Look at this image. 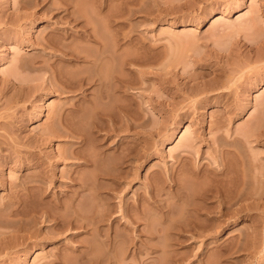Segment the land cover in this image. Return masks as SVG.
I'll list each match as a JSON object with an SVG mask.
<instances>
[{
	"label": "rangeland",
	"instance_id": "1",
	"mask_svg": "<svg viewBox=\"0 0 264 264\" xmlns=\"http://www.w3.org/2000/svg\"><path fill=\"white\" fill-rule=\"evenodd\" d=\"M55 1L57 7L60 1ZM70 1L74 5L79 2L80 7L78 9V5L75 6V11L85 17L81 15L82 19L76 25L70 22L71 25L67 26L65 23L68 22H62L60 26L56 18L39 10L40 6H35L34 1L0 0V244L6 243L11 234L21 229L19 224L14 226L12 222L22 216L10 214L16 207L21 208L16 203V196L23 195L20 185L25 181L28 186L35 187V193L38 188L32 176L36 179L42 175V187L46 190L43 197L31 200L38 209L36 206L32 208L31 201V205L27 201L25 207L28 204V208L23 209L24 216L28 213L36 217L29 229L38 230L40 240L29 243L27 247L16 245L9 250L8 255H0V264H50L52 259L53 264L57 261V264H63L65 258L64 264H102L105 259L101 258L107 256L111 258L103 264H157L158 261L159 264H264V0H133L132 3L131 0H120L122 3L117 0H98L99 4L96 0ZM122 4L126 7H122ZM60 10L58 15H63L64 12ZM109 10L115 12L113 17ZM129 11H132L131 15ZM33 13L35 16H30ZM107 13L112 18L110 21L113 22H109L111 25L105 18ZM81 21L85 24L84 28L96 36L92 42L86 43L77 38L83 27ZM107 25L113 26V29ZM57 26L65 29V32L70 31L69 34L60 35ZM117 26L122 30L114 29ZM54 31L57 36L53 34ZM111 32L118 34L115 36L117 38L126 36V39H132V45L114 51L117 38ZM53 35L55 40L58 38L60 41H55ZM45 37L46 44H43ZM109 37H114V42ZM75 42L81 43L77 45ZM48 44L50 47L54 44L55 48H59L60 44L63 46L55 49ZM65 45L68 50H72L68 51ZM91 46L93 49H90ZM63 47H66L67 52ZM100 49L105 53L111 49V54L114 51L116 60L126 53L132 64L125 68L130 70L120 67L117 64L119 60L116 62L113 58L110 60L112 63L106 60L107 54H103V60L97 59ZM75 52L79 54L78 57L74 55ZM88 55H92L91 59H87ZM57 64L60 66L57 67ZM92 67L96 68L93 70ZM89 72H93L92 75L98 72L96 76L102 74L106 81L111 80L108 74L116 75L117 72L126 81L125 91L110 94L113 96L112 101L109 96L107 98L110 100L106 102V98L101 99L99 95L104 87L100 88V81L83 86L80 92L70 88V83L90 76ZM63 76L69 79L65 81ZM107 83L104 91L108 90ZM217 92H226L227 95L213 103L209 96ZM84 96L85 103L80 106L82 110L73 108L72 103L75 104ZM114 98L120 103L114 102ZM121 101L124 105L128 104L125 114L127 117L129 115V119L126 117V121H123L125 117H120V110L117 111L120 104L124 106ZM71 109H76V114ZM107 110L110 115H107ZM70 111L74 116L70 115ZM94 121L101 128L104 125L103 128L99 127V131L90 128L92 132L87 129L88 124H96ZM78 136L81 138L78 139ZM218 136L228 142L234 138L242 140L235 145H226L222 141L219 143L222 149L234 151L241 160L239 162L235 155L229 154L226 162L240 176L239 190L243 198L237 203L243 209L234 221L224 222L226 218H222L218 222L221 225L218 230L214 225L217 221L214 223L212 220L211 226L208 222L204 223L210 230H193L192 235H189L188 232L192 230L187 228V223L188 219H192L188 217L193 211L192 204H196L195 209L199 210L198 206L203 203L198 194L201 192L199 188L202 190V186L206 188L211 185L209 177L212 178V172L208 171L220 169L215 143ZM94 146L97 150L102 147L101 153ZM123 146L128 148L124 147L126 152L130 151L129 155L125 156V150L120 151ZM91 151L100 154L99 157L102 155L101 159L94 160L95 157H92L95 161V166L91 165L93 169L91 163L86 165L83 161L89 158V152L92 155ZM29 152L33 155L28 157L26 163H35L31 168L25 166V162L23 165L20 163ZM118 157L120 160H116ZM96 161L99 168H96ZM122 162L124 165L120 164ZM80 163L85 165L80 166ZM196 168L206 169L205 179L193 177L192 171ZM118 171H121L120 174ZM80 178L84 186H81ZM86 182L87 186L91 184L93 187L94 184L96 190H89ZM192 192L197 194L193 195ZM232 192L229 190L227 194L232 195ZM217 198V195L208 196L206 202L209 203L205 207L209 206L210 211H215ZM232 200H229V196L226 200L227 204L230 202L229 206L233 203L229 207L230 214L238 208L235 199ZM44 204L46 208L41 206ZM227 204L224 206L228 207ZM210 205L216 208L212 210ZM48 208L49 211L46 210ZM72 210L80 219L74 216ZM200 210L195 215L197 221L203 224L201 222H206L207 213ZM41 211L48 215L52 212L50 214L55 217L65 213L64 220L73 214L68 222L74 223L75 218L80 222L82 220V227L69 226L56 233L54 226H51L54 223L52 219L49 223L41 220ZM37 217L39 222L36 221ZM2 219L9 220L3 223ZM183 219L186 231L183 229ZM9 221L12 224H8ZM83 224H86L84 229ZM48 228L55 231L52 233ZM93 230L95 234L91 236ZM100 231H108L112 238L115 236L109 246L102 243ZM96 236L102 238L97 237L101 241L94 239ZM71 247H77L80 253L84 251L81 254L83 259ZM87 254L96 257L93 263ZM85 255L89 262L83 261L86 260ZM99 257L102 260L100 262Z\"/></svg>",
	"mask_w": 264,
	"mask_h": 264
},
{
	"label": "bare ground",
	"instance_id": "2",
	"mask_svg": "<svg viewBox=\"0 0 264 264\" xmlns=\"http://www.w3.org/2000/svg\"><path fill=\"white\" fill-rule=\"evenodd\" d=\"M26 1V3L29 1V0H24V2ZM33 3H34V5L35 6H40V9L39 10H42V12H44V14H49V16L50 15H52V17H54V18H56V20H57V23H59L58 25H60V23H62V22H68V23H65L67 26H68V24H70V22H72V24L74 23V25H76L75 23L77 22V21H79L80 19H82V18H80V16L82 15L81 13H79L80 15H78V12L77 11H75L76 9H75V6H77L78 7V9H79V7H80V4H78L77 2H75V3H77L76 5H74V2L72 3L70 0V2L69 1H66V0H57V1H60V2H58L59 3V5L58 6H61V7H56L55 5H57V2L55 1V2H53L54 0H52V2L49 0H31ZM72 1H75V0H72ZM79 1V0H78ZM93 1V0H92ZM97 2H98V0H96ZM117 1H119V3L121 2V1H124V2H129V0H117ZM132 1L133 0H131L130 2L132 3ZM134 1H136V0H134ZM95 2V1H94ZM99 2H100V0H99ZM99 2H98V4H99ZM123 2V3H124ZM29 3V2H28ZM101 3H102V1H101ZM100 3V5H102ZM122 3V2H121ZM131 3H129L130 5H133V4H131ZM135 3V2H134ZM92 4H94V6L96 7V4L95 3H93L92 2ZM99 6V5H98ZM123 6H125L124 4H122V7ZM127 6H128V3H127ZM76 7V8H77ZM95 7L93 8V9H95ZM100 7V6H99ZM126 7V6H125ZM59 8H61V10L64 12V14L63 15H58V10H60ZM96 8H98V7H96ZM127 8H129V7H127ZM77 9V10H78ZM81 9V8H80ZM101 9V8H100ZM100 9H98V11L100 12ZM107 9H111V8H107ZM56 10H57V12H56ZM60 10V11H61ZM71 10V11H70ZM56 12V13H53V12ZM79 12H80V10H78ZM81 11H82V9H81ZM98 11L96 10L95 12L96 13H98ZM108 11V10H107ZM110 11V13H111V11L112 10H109ZM127 11V9H125V11L123 12V14L125 15L126 12ZM83 12V11H82ZM94 12V11H93ZM94 12V13H95ZM103 12V11H102ZM130 12H132V11H129V13L128 14H130ZM93 13V15L95 16L96 14H94ZM104 13H106L105 11H104ZM103 13V14H104ZM109 13V12H108ZM108 13L107 14H105L106 16H105V18L106 19H108L107 21H108V23L109 22H113V21H110V20H112V18L110 17V16H112L113 17V15H115V12H113V13H111V15L109 16L108 15ZM109 13V14H110ZM117 13V12H116ZM120 13V12H119ZM85 14V13H84ZM102 14V16H104ZM113 14V15H112ZM127 14V15H128ZM34 15V13L33 14H31L30 16H33ZM92 15V16H93ZM97 15H99V14H97ZM101 15V14H100ZM131 15V14H130ZM35 16V15H34ZM83 17H85L84 15H82ZM92 16H90V18L92 19ZM117 16V15H116ZM119 16H120V14H119ZM121 17V16H120ZM120 17H117V18H120ZM123 17V16H122ZM127 18L129 17V16H126ZM86 18H87V16H86ZM86 18H83L84 20L86 19ZM103 18V17H102ZM105 18H103L104 19V21H105ZM88 19H89V17H88ZM114 19V18H113ZM122 19V18H121ZM55 20V19H54ZM93 20V19H92ZM92 20H88L90 23H91V21ZM125 20V19H124ZM87 21V20H86ZM86 21H85V23H86ZM116 21V20H115ZM56 22V21H55ZM83 21H81L80 23L81 24H83L82 23ZM106 22V21H105ZM63 23V24H64ZM78 23V22H77ZM89 23V24H90ZM107 22H106V24H108ZM64 24V25H65ZM88 24V23H87ZM105 24V25H106ZM110 25L112 24V23H109ZM125 24H127V23H125ZM62 25V24H61ZM60 25V26H61ZM63 25V26H64ZM71 25V24H70ZM109 25V26H110ZM114 25V24H113ZM84 26H85V24H83V27H81V32H79L80 33V35L78 34V33H76V34H78L79 35V37H77V38H79L80 40H83V41H93V39L95 40V37L96 36H93V35H91V33L90 32H88L85 28H84ZM91 26V28H92V25H90ZM108 26V25H107ZM107 26H105V27H107ZM109 26H108V28H109ZM115 27H116V25H114ZM118 26H119V24H118ZM117 26V27H118ZM124 26V25H123ZM123 26H121L122 28H123ZM130 25H128V27H129ZM56 27V26H55ZM94 27V26H93ZM113 27V26H112ZM111 26H110V28L109 29H113ZM114 27V29H121V28H115ZM54 28V27H53ZM74 28H75V26H74ZM73 28V29H74ZM78 28V27H77ZM125 28V27H124ZM127 28V27H126ZM130 28V27H129ZM129 28H127V29H129ZM56 29H60L58 26H57V28ZM70 29V28H69ZM72 29V30H73ZM79 29V28H78ZM51 30H53V29H51ZM58 30H56L58 33H59V31H60V35H62V36H65V35H67V34H69V32H65L64 30L65 29H60L59 31ZM66 30H68V29H66ZM77 30V29H76ZM92 30V29H91ZM122 30V29H121ZM120 30V31H121ZM79 31V30H78ZM96 31V30H95ZM110 31H113V30H110ZM116 31V30H115ZM56 32V33H57ZM72 32V31H71ZM76 32V31H75ZM107 32L108 33H110L108 30H107ZM126 32H128V30L126 31ZM126 32H124L125 34H126ZM94 33H96V32H94ZM98 33V32H97ZM96 33V34H97ZM111 33H113V32H111ZM116 33H118V31H116ZM123 33V32H122ZM123 33V34H124ZM52 34V33H51ZM53 34H55V31H54V33ZM72 34H74V33H72ZM76 34H74V35H76ZM96 34H94V35H96ZM113 34H115V33H113ZM119 34H120V32H119ZM130 34V33H129ZM50 35V34H49ZM56 35V34H55ZM99 35V34H98ZM118 35V34H117ZM116 34L114 35V37L115 36H117ZM57 36V35H56ZM109 36H112V34H110ZM119 36V35H118ZM128 36V35H127ZM48 37V36H47ZM47 37H45L44 38V40H43V38H42V40H43V42H45L46 40V38ZM50 37H51V35H50ZM50 37H49V39H50ZM59 38L61 37V36H58ZM72 37H73V35H72ZM100 37V36H99ZM114 37H113V39H111L110 37V39L111 40H113V42H114ZM126 36H122L121 38H117V37H115V38H117V39H115V48L113 49L114 51H115V49H117V48H121V47H127V46H130V45H132L131 43H132V39H126L125 38ZM53 38H54V35H53ZM56 38V37H55ZM55 38H54V40H55ZM67 38H69V37H67ZM52 39V38H51ZM75 39V38H74ZM78 39V40H79ZM92 39V40H91ZM48 40V39H47ZM57 41H60V40H58V38L56 39ZM55 40V41H56ZM61 40H62V37H61ZM75 40H77V39H75ZM98 40H99V38H98ZM51 41V40H50ZM50 41H49V43H50ZM63 41V40H62ZM41 42V41H40ZM43 42H41V43H43ZM53 42V41H52ZM95 42V41H94ZM47 43H48V41H47ZM54 43V42H53ZM75 43H77V45L78 44H80L81 42H75ZM83 43V42H82ZM87 43V42H86ZM97 43V42H96ZM114 43H112L113 45H114ZM43 44H46V42L45 43H43ZM42 44V46H43V48H44V45ZM56 44H58L57 42H56ZM55 44V45H56ZM62 44H63V42H62ZM62 44H60L58 47L60 48V46L62 45ZM84 44V43H83ZM94 44V43H93ZM99 44V43H98ZM102 44V43H101ZM101 44L99 45V46H101ZM50 44H48V46H49ZM54 45V44H53ZM51 46V47H54V46ZM105 44H103V46H104ZM112 45V46H113ZM41 46V45H40ZM47 46V47H48ZM63 46V45H62ZM66 47H67V50H68V46L67 45H65ZM95 46V45H94ZM93 46V47H94ZM102 46V47H103ZM50 47V46H49ZM48 47V48H49ZM50 47V48H51ZM66 47H63L64 48V50H65V48ZM105 47H106V45H105ZM45 48H46V46H45ZM49 48V49H50ZM55 48V47H54ZM57 48V47H56ZM55 48V49H56ZM59 48H57V49H59ZM62 48V47H61ZM60 48V49H61ZM104 48V47H103ZM111 48H113V47H111ZM47 49V48H46ZM90 49H93L92 48V46H91V48ZM123 49H128V48H123ZM54 50V49H53ZM67 50H65L66 52H67ZM70 50V49H69ZM68 50V51H69ZM72 50V49H71ZM70 50V51H71ZM95 50H98V48H96L95 47ZM125 50V51H126ZM129 50V49H128ZM56 51V50H55ZM60 51H62V50H60ZM92 51V50H91ZM108 51H110L109 53H108ZM111 49H109V50H106V53H105V51L102 49V51H101V49H100V51H99V53H98V58L97 59H102L101 57L103 56V57H105L106 56V60H108V61H110V60H112L113 58H114V61H118L119 60V63L117 62V64L121 67V66H124L123 67V69H125V70H130V69H128V67H126L125 68V66H129L130 67V64H132V60H131V58H129L130 56H128L126 53H123V54H125V55H120V58L118 59V60H116V58L114 57L115 56V54H114V56H113V52H112V54H111ZM123 51V50H122ZM62 52H64V51H62ZM61 52V53H62ZM66 52H64V53H66ZM76 52H78L77 50H76ZM76 52H75V54L74 55H76ZM94 51H92V53H93ZM56 53V52H55ZM71 53V52H70ZM69 53V54H70ZM72 53H74V51H72ZM79 53V52H78ZM77 53V55H79ZM80 53H81V51H80ZM57 54H58V52H57ZM66 54H68V53H66ZM96 54V53H95ZM94 54V55H95ZM103 54H107V55H103ZM62 55V54H61ZM76 55V57H78ZM131 55V54H130ZM67 56V55H66ZM71 56L73 57V55L71 54ZM89 56V55H88ZM96 56V55H95ZM121 56H122V58H121ZM124 56V57H123ZM82 57V56H81ZM85 57V56H84ZM87 57V56H86ZM90 57V56H89ZM87 58V59H91V57H92V55H91V57L90 58ZM119 57V56H118ZM96 58V57H95ZM94 58V59H95ZM78 59V58H77ZM83 59V58H82ZM86 59V60H87ZM65 60V59H64ZM84 60V59H83ZM103 60V59H102ZM63 61V60H62ZM66 61H68V59L66 60ZM82 61V60H81ZM89 61V60H88ZM92 61V60H91ZM94 61V60H93ZM92 61V62H93ZM100 61V60H99ZM58 62H60V61H58ZM70 62V61H69ZM72 62V61H71ZM91 62V63H92ZM94 62H96V61H94ZM101 62V61H100ZM111 62V61H110ZM68 63V62H67ZM108 63V62H107ZM112 63V62H111ZM110 63V64H111ZM109 64V63H108ZM116 64V65H117ZM56 65V64H55ZM94 65H97V64H94ZM100 65V64H99ZM112 65V64H111ZM117 65V66H118ZM58 66H60V65H58L57 64V67ZM92 66V65H91ZM101 67V66H100ZM111 67V66H110ZM114 67V66H113ZM94 68H96V67H92V69L94 70ZM92 69H91V71H92ZM100 70H101V68H99ZM108 69V68H107ZM110 69H112V68H110ZM114 69H115V67H114ZM122 70V69H121ZM93 72H95V71H93ZM93 72H89L88 74H93ZM98 72H100V71H98ZM98 72L95 74V75H90V76H88V77H84L83 79L82 78H79L77 75H76V77L77 78H79V80H77V81H73V78H72V76H70L71 78H72V81H73V83H70V82H68V83H70L71 84V87L70 88H72V89H75V90H77V92L80 90H82V88H83V86H87L88 84L90 85L91 83H96L97 81H100V83L98 84L99 86H100V88L102 87V86H104V87H106L105 89H107V86H106V84H105V82H108L107 83V85L109 86L108 87V90L107 91H104L105 89H104V87H102L103 89L102 90H100L99 92H100V98L101 99H105L106 98V102H108L109 100H108V98H109V96H110V94H117V93H123V91H125L123 88H124V83L126 82V81H124V79H123V77H121V76H119V75H117V72H116V75L113 73V74H108V76L110 77V81H106L105 79H104V77H103V75L102 74H100L99 73V75L98 76H96L97 74H98ZM114 72V71H113ZM124 72H126V71H124ZM56 73V72H55ZM62 73V72H61ZM102 73V72H101ZM110 73H111V70H110ZM128 73H130V71L128 72ZM127 73V74H128ZM54 74V73H53ZM53 74H52V76H53ZM57 74H60V73H57ZM88 74H86V76L88 75ZM123 74V73H122ZM66 75V74H65ZM52 76H51V78H52ZM55 76V75H54ZM53 76V77H54ZM57 76V75H56ZM83 76V75H82ZM82 76H80V77H82ZM105 76H107V75H105ZM129 76V75H128ZM58 77V76H57ZM60 77V76H59ZM64 77L65 76H63V79H64ZM67 77H69V76H66V78ZM75 77V76H74ZM125 77V76H124ZM126 77H127V75H126ZM107 78V77H106ZM58 79V78H57ZM60 79H62L61 77H60ZM69 79V78H68ZM68 79H64L65 81H67ZM63 80V81H64ZM127 80V79H126ZM59 81V80H58ZM61 81V80H60ZM64 81V82H65ZM104 81V82H103ZM112 81V82H111ZM128 81V80H127ZM67 83V84H68ZM61 84V83H60ZM66 83H65V85H67ZM70 84H68V85H70ZM129 84V83H128ZM62 85V84H61ZM67 85V86H68ZM88 85V86H89ZM62 86H64V85H62ZM62 86H60V87H62ZM66 86V87H67ZM127 86V85H126ZM125 86V87H126ZM59 87V88H60ZM95 87H97V86H95ZM69 88V89H70ZM99 88V87H98ZM63 89V88H62ZM123 89V90H122ZM127 90H128V88H126ZM59 90V89H58ZM60 90H61V88H60ZM59 90V91H60ZM64 90V89H63ZM67 90H68V88H67ZM122 90V91H121ZM79 91V92H80ZM70 92V91H69ZM82 92H84V89H83V91ZM87 92V91H86ZM98 92V91H97ZM129 92V91H128ZM63 93V92H62ZM125 93V92H124ZM86 94V93H85ZM98 94V93H97ZM129 94V93H128ZM83 95V94H82ZM98 95V96H99ZM119 95V94H118ZM121 95H123V94H121ZM225 95H227V93L226 92H217V93H215V94H212L211 96H209V100L210 101H212L213 103H216L219 99H221L222 97H224ZM88 96V95H87ZM115 96V95H114ZM117 96V95H116ZM124 96V95H123ZM129 96V95H128ZM97 97V96H96ZM108 97V98H107ZM111 97V96H110ZM113 97V96H112ZM112 97H111V101H112ZM126 97V96H125ZM116 98V97H115ZM115 98H114V100H115ZM120 98H122L121 96H120ZM127 98V97H126ZM96 99V98H95ZM97 99H98V97H97ZM75 100H77V98L75 99ZM92 100V99H91ZM90 100V101H91ZM124 100V99H123ZM89 101V102H90ZM110 101V102H111ZM118 101V100H117ZM128 100L126 99V102H127ZM83 102L85 103V96L84 97H81V98H79L77 101H76V103L75 104H73L72 103V105H73V108L75 107L76 109H81L82 110V108H80V106H81V104H83ZM92 102H94V101H92ZM96 102H97V100H96ZM99 102V101H98ZM114 102H116V100L114 101ZM101 103V102H100ZM102 103H105V102H102ZM117 103V102H116ZM118 103H120V102H118ZM117 103V104H118ZM121 103H123V105H124V102H122L121 101ZM129 103V102H128ZM88 104V103H87ZM90 104V103H89ZM95 104V103H94ZM109 104H111V103H109ZM108 104V105H109ZM116 104V105H117ZM71 105V104H70ZM71 105V106H72ZM84 105V104H83ZM82 105V106H83ZM93 105V104H92ZM97 105V103L95 104V106ZM112 105V104H111ZM121 105V104H120ZM119 105V109L117 110V111H119L120 110V113H121V115L119 114V113H116V114H119L120 115V117H125L124 118V120H123V118H120L121 120H123V121H126V117H127V115L125 114V113H127L128 112V110L126 109L125 110V108H127V106L126 105H128V104H126V105H124V106H120ZM94 106V108H96ZM114 106V105H113ZM112 106V107H113ZM116 107V106H115ZM93 107H91V109H92ZM99 108V107H98ZM128 108H129V106H128ZM75 109V110H76ZM83 109H84V107H83ZM97 109V108H96ZM112 109V108H111ZM114 109V108H113ZM69 110H70V108H69ZM71 110H73V109H71ZM75 110H73V113H75L76 114V112H74ZM93 110V109H92ZM91 110V113L93 112ZM99 110V109H98ZM104 110V109H103ZM102 109H101V111H103ZM78 111L79 110H77V113H78ZM94 111H95V109H94ZM114 111V110H113ZM113 111H111V115L113 114L112 112ZM126 111V112H125ZM68 112V111H67ZM82 112V111H81ZM98 112V111H97ZM100 112V111H99ZM106 112H108V114L107 115H110L109 114V111L107 110ZM70 113V115L72 114L73 115V113H72V111H70L69 112ZM95 114H97V113H95ZM99 114V113H98ZM129 114V113H128ZM69 115V116H70ZM99 115H104V114H99ZM106 115V114H105ZM115 114H113V116H114ZM68 116V115H67ZM74 116V115H73ZM117 116V115H116ZM70 117H72V116H70ZM103 118H101L102 120H104L105 118H104V116H102ZM106 117V116H105ZM73 118V117H72ZM114 118V117H113ZM113 118H110V120L112 119L113 120ZM116 118V117H115ZM92 119V118H91ZM96 120H97V118H95ZM94 119V120H95ZM99 119V118H98ZM119 119V118H118ZM127 119H129V115H128V117H127ZM98 121V120H97ZM97 121H94V122H96V124H94V125H92L91 126V124H88V126L87 127H89V128H87V129H89L90 131H91V129L90 128H94V129H96V131H99L100 129H99V127L100 126H98V122ZM109 121V120H108ZM94 122H92V123H94ZM100 122V121H99ZM104 122H106V121H104ZM112 122H114V120L112 121ZM90 123V122H89ZM109 123V122H108ZM142 123V122H141ZM141 123H139V124H141ZM102 124V123H101ZM138 124V125H139ZM91 127H90V126ZM100 125V124H99ZM106 125V124H105ZM104 126V125H103ZM103 126H102V128H103ZM107 126H109V125H107ZM110 126H112V125H110ZM113 126H114V123H113ZM115 127V126H114ZM101 128V127H100ZM101 128V129H102ZM111 128V127H110ZM110 128H108V129H110ZM106 129V128H105ZM112 129V128H111ZM102 131V130H101ZM104 131V130H103ZM106 131V130H105ZM78 132H80V130H78ZM92 132V131H91ZM109 132V131H108ZM81 133L83 134L84 132H82V130H81ZM78 134H80V133H78ZM90 134V133H89ZM92 134V133H91ZM94 134V133H93ZM81 135V134H80ZM95 136H96V134H95ZM94 136V137H95ZM106 136V135H105ZM110 136V135H109ZM85 137V139H86V135L84 136ZM83 137V138H84ZM88 137V136H87ZM81 138V137H80ZM79 138V136H78V139H80ZM89 138V137H88ZM87 138V139H88ZM107 138V137H106ZM104 139V138H103ZM108 139V138H107ZM89 140V139H88ZM93 140H94V138H93ZM97 140V139H96ZM82 141V140H81ZM95 141V140H94ZM98 141H99V139H98ZM219 141H222V142H224L226 145H235L236 143H239V142H242V140H239V139H237V138H234L231 142H228L227 140H225V138H223L222 136H218L217 138H216V140H215V143H216V145H217V149H218V153H219V166H220V169H212V171H208V172H212V178L211 177H209L210 178V181H211V185L209 184V186H206V188L204 187V186H202L203 188H202V190H200L201 188H199V191H201L200 193H198L201 197V201L203 202V203H201L202 204V206H204L205 207V204L207 205L209 202H206V200H207V197L208 196H215L216 197V195L218 196V204L216 203V205H217V209H215V208H213L212 207V205H210L211 206V208H213L212 210H214L215 209V211H213L214 212V214H213V212L212 211H210L208 208H209V206H207V207H205L204 209L205 210H202L201 208H203L201 205H199V204H197V206L198 207H200L199 208V210L202 212V211H204V212H206L207 214H206V219L207 220H209V221H207V220H205L206 222H201V220H199L201 223H203V224H200L198 221H197V219H196V215L195 214H198V212L197 211H199V210H197V209H195L196 207V204H194L195 206H193V204H192V210L193 211H190L191 213V215L190 216H188V217H190V218H192V219H188V226H187V228L189 229V230H192V232H188L189 230L187 229V232H188V234L190 235L191 233H193V230L194 231H197V230H200L201 232H203V231H205L206 232V230H210L209 229V226H205L204 225V223L205 224H207V222H208V225H210L211 226V223L212 222H210V221H212V220H214V223H215V221H217L214 225L216 226L215 228H216V230H218L217 228H219L221 225L218 223V222H220L221 221V219L222 218H226L225 220H224V222L225 221H230L231 219V221H234V220H236V219H238V217L240 216L239 214H240V212L242 211V209H243V206H241L240 205V203H239V205H238V203L237 202H240L241 201V199L243 198L242 197V193H241V190H239V187L241 186V179L239 178L240 176H239V174H238V171L237 170H235V169H232V168H230V166L228 165V162H226L227 160V156L230 154H232V155H235L236 157H237V160L239 161V162H241V160H240V158H239V156L236 154V153H234V151H230V150H225V149H222V147H221V145H220V143H219ZM85 142V141H84ZM88 142V141H87ZM97 142V141H96ZM92 143V142H91ZM97 143H99V142H97ZM103 143V142H102ZM93 144V143H92ZM96 144V143H95ZM106 144V143H105ZM124 144V143H123ZM100 145V144H99ZM119 145H120V143H119ZM91 146V145H90ZM93 146V145H92ZM97 146V145H96ZM127 146V145H126ZM95 147V146H94ZM93 147V148H94ZM98 147V146H97ZM97 147H95L96 148V151L98 152V153H101L100 152V150L102 149V147H101V149H99V150H97ZM104 147H105V145H104ZM124 147L125 146H123V148L121 149L120 148V151L121 150H125L124 149ZM118 148V147H117ZM126 149H128L127 147H125ZM107 149V148H106ZM132 149V148H131ZM93 150H95V149H93ZM105 150V149H104ZM118 150V149H117ZM129 150H130V148H129ZM77 151V150H76ZM119 151V152H120ZM94 153H92V151H91V154L92 155H90L89 153H88V157L89 158H87L86 160H84L83 159V161L85 162V164L86 163H91L90 164V166L92 165L93 167L95 166V161L94 160H96L97 158H100L98 155H100V154H98V153H96L95 151H93ZM118 152V153H119ZM124 152V151H123ZM83 153V152H82ZM102 153H104V152H102ZM120 153H122V152H120ZM86 153H84V155H85ZM94 154V155H93ZM97 154V157L95 156ZM125 156H127V155H129L130 154V151H128L127 150V152H126V150H125ZM131 154H132V152H131ZM28 156L27 157H25L26 159H23L20 163H22V165L23 164H25L26 163V161L28 160V157L29 156H32L33 154L31 153V152H29L28 154H27ZM78 155H80V153L78 154ZM90 155V156H89ZM116 155H118V154H116ZM120 155V154H119ZM121 155H123V154H121ZM120 155V156H121ZM76 156L77 155H75V158H76ZM81 156V155H80ZM86 156V155H85ZM86 156V157H87ZM124 156V155H123ZM82 158H83V156H81ZM94 158V160H93V158ZM122 157V156H121ZM81 158V159H82ZM101 159V158H100ZM99 160V159H98ZM116 160H120V157H118ZM121 160H122V158H121ZM125 160H126V157H125ZM129 160V159H128ZM132 160H133V158H132ZM20 161V160H19ZM82 161V162H83ZM25 162V163H24ZM81 162V163H82ZM131 162V161H130ZM80 163V164H81ZM98 162L96 161V168H99L98 167V164H97ZM117 163H119V162H117ZM127 163V162H126ZM85 164H81L80 166H84ZM120 164H123V162L122 163H120ZM119 164V165H120ZM21 165V164H20ZM79 165V164H78ZM77 165V166H78ZM86 165H88V164H86ZM124 165V164H123ZM127 165V164H126ZM25 166H29L30 168L31 167H34L35 166V163L33 164V163H30L29 161L25 164ZM91 166V167H92ZM114 166V165H113ZM116 166V165H115ZM118 166V165H117ZM229 166V167H228ZM93 167H92V169H93ZM114 168H116V167H114ZM117 169V168H116ZM115 170V169H114ZM118 170V169H117ZM116 171V170H115ZM117 172V171H116ZM119 172V174H120V172L121 171H118ZM193 172V177H195V178H204L205 179V177H206V169H202V168H196V169H194V171H192ZM74 174H76V172H74ZM38 174H36V176H37ZM95 175H98V174H95ZM36 176H35V178H36ZM74 176H76V175H74ZM73 176V177H74ZM33 177V182H35V184H36V188H38V189H35L37 192H35L34 193V188L35 187H31L30 185V187L25 183V181L20 185V187H21V191H22V194L23 195H20V196H16V200H17V204L21 207V208H19L18 209V207H16V209H15V211H13L11 208V210L13 211H11L12 213H10V214H12V216H22L21 218H18L17 220H16V222H12V221H9L8 222V224H10L11 222L13 223V224H15L14 226H17L18 224H19V226L21 227V229L19 230L20 231V233H18L19 231H18V229H17V233L15 232V234H11L10 236H9V239H8V241L6 242V243H4V244H0V255L1 256H3V255H8L9 254V250H11V249H13V248H15L16 247V245H20V246H24V247H27L28 245H29V243H34V242H37L38 240H40V233L38 234L37 233V231H35V229L33 228V230H30L32 227H31V225L33 224L34 225V222H35V218L36 217H34V215L31 217L30 215L31 214H29L28 215V213H27V216H26V214H25V216H24V211H23V209L24 208H26L25 207V205H26V202L27 201H29L28 203H29V205H31V203H30V201L31 200H34V199H36V197L38 198V197H40V196H42L43 195V193L44 192H46V190H45V188H43L42 187V185H43V181H42V175L40 176V175H38L37 176V178L36 179H34V175L32 176ZM76 177H79V176H76ZM81 177V176H80ZM70 179H72V177L70 178ZM73 179H75V178H73ZM82 178H80V179H78L79 181L81 180ZM32 180H30L29 182H31ZM75 182L77 181V179L76 180H74ZM78 181V182H79ZM84 181V180H83ZM28 182V183H29ZM72 182H73V180H72ZM174 182V181H173ZM80 183H84V182H81L80 181ZM174 184V183H173ZM89 185V184H88ZM91 185V184H90ZM89 185V186H90ZM93 185V187H91V188H89V186H87V182H86V186H87V188L90 190V189H92V188H94V184H92ZM35 186V185H34ZM81 186H84V184L83 185H81ZM169 186V185H168ZM86 188V189H87ZM87 189V190H88ZM95 189V188H94ZM242 189V188H241ZM96 190V189H95ZM230 190V192H231V190L233 191L231 194L232 195H228L227 193H228V191ZM198 191V190H197ZM196 191V192H197ZM18 192H20V191H18ZM21 194V193H20ZM191 194H197V193H195V192H192ZM16 195H19V194H16ZM193 195H191V196H193ZM198 195V196H199ZM21 196H23V197H21ZM44 196V195H43ZM42 196V197H43ZM197 196V197H198ZM228 196H229V200H232V199H235V201H234V203L236 204V205H238V208H236V209H233V211H232V213L230 214L228 211H229V207L230 206H232V204L233 203H231V205L229 206V204H230V202H229V204H227V199H228ZM231 196H233L232 198H230ZM144 197V196H143ZM194 197V196H193ZM227 197V198H226ZM20 199L19 201H18V199ZM23 198V199H22ZM145 198V197H144ZM226 198V199H225ZM39 199H41V198H39ZM199 199V198H198ZM225 199V200H224ZM236 199H237V201H236ZM38 200H36V202H37ZM42 201L43 200H41V203H42ZM233 201V200H232ZM32 202V201H31ZM34 202V201H33ZM32 202V204H33V206H32V208L34 207V206H36L37 207V209H38V206L37 205H35L34 203ZM211 202V201H210ZM217 202V201H216ZM41 203H37V204H41ZM212 203V202H211ZM47 204V203H46ZM46 204H44V205H41V206H43V207H45V205ZM58 204V203H57ZM204 204V205H203ZM224 204L226 205H228V207H225L224 206ZM236 205H234V206H236ZM14 206H15V204H14ZM24 206V207H23ZM41 206H40V208H41ZM220 206H222L221 207V209L219 208ZM12 207V206H11ZM30 207V206H29ZM35 207V208H36ZM43 207L41 208V209H43ZM191 206H189V208H190ZM8 208H9V206H8ZM13 208V207H12ZM27 208H28V204H27ZM26 208V209H27ZM46 208V207H45ZM207 208V209H206ZM10 209H8V210H10ZM34 209V208H33ZM33 209H31L33 212H35V211H37L36 209H35V211L33 210ZM40 209V210H41ZM78 209V208H77ZM45 210V209H44ZM43 210V211H44ZM46 210H48L49 211V208L48 209H46ZM209 210V211H208ZM217 210V211H216ZM230 210H232V209H230ZM28 212H29V210H27ZM27 211H25V212H27ZM52 211V210H51ZM73 211V213H74V216L75 215H77L75 212H74V210H72ZM37 212H39V210L37 211ZM42 212V211H41ZM40 212V213H41ZM53 212V211H52ZM52 212H50V213H52ZM78 212V211H77ZM193 212V213H192ZM195 212V213H194ZM203 212V213H204ZM209 212H211V213H209ZM31 213V212H30ZM49 213V212H48ZM49 213V215L46 213V212H42V219L41 220H45V222L46 221H48V223L51 221V219H52V221L54 222L53 224H51V226L53 225L54 227H53V229H55L56 231L58 230L59 231V233L61 232V230H64L65 228L67 229V227H82V220H81V222L78 220V219H76L77 217L79 218V215H77L76 216V218H75V220H74V223L73 222H68V220H70L72 217H73V214L71 215L72 217H69V218H67L68 220H64V214H63V216H62V213L61 214H59V215H61V217H62V219L61 218H59L60 216L57 214V216L55 217L54 215H55V213H54V215H51ZM187 213H188V211H187ZM39 214V213H38ZM80 214V213H79ZM192 214L193 215H195V216H192ZM210 214H213L212 216H208V215H210ZM40 215V216H41ZM50 215L53 217V218H51L50 217ZM81 215V214H80ZM99 215H100V213H99ZM10 216V215H9ZM29 216V217H28ZM36 216H37V214H36ZM59 216V217H58ZM82 216V215H81ZM101 216V215H100ZM11 217V216H10ZM24 217H26V219H24ZM27 217L29 218V219H27ZM65 217H68V216H66L65 215ZM193 217H195V218H193ZM14 218V217H13ZM23 218V219H22ZM41 218V217H40ZM94 218V217H93ZM100 218V217H99ZM59 219V220H58ZM61 219V220H60ZM66 219V218H65ZM80 219V218H79ZM83 219V218H82ZM96 219H97V217H96ZM102 219V218H101ZM185 219V218H184ZM183 219V221H184V226H183V224H182V226L183 227H185V225H186V223H185V220ZM0 220H1V218H0ZM3 220V219H2ZM7 220H9V219H7ZM6 219L5 220H3V223H5V221H7ZM12 220H15V219H12ZM37 220H39L38 219V217H37V219H36V221ZM40 220V221H41ZM72 220V221H73ZM85 220V219H84ZM84 220H83V222H84ZM94 220V219H93ZM195 220V221H194ZM99 221V220H98ZM197 221V222H196ZM37 222H39V221H37ZM37 222H36V224H37ZM95 222V221H94ZM186 222H187V220H186ZM11 223V224H12ZM44 223V222H43ZM84 223H86V222H84ZM97 223V222H96ZM99 223H100V221H99ZM210 223V224H209ZM222 223V222H221ZM1 224V223H0ZM17 224V225H16ZM180 224V223H179ZM86 225V224H85ZM84 224H83V229H84V226H85ZM214 225H212L213 226V228H214ZM6 226H8L7 224H6ZM9 226H11V225H9ZM13 227V226H12ZM179 227H180V225H179ZM208 227V228H207ZM17 228H19V227H17ZM30 228V229H29ZM47 228V227H46ZM211 228V227H210ZM39 229V228H38ZM49 229V228H48ZM52 229V228H51ZM52 229V230H53ZM183 229H185V231H186V227L185 228H183ZM50 230V229H49ZM54 230V231H55ZM211 230H212V228H211ZM214 230V229H213ZM54 231H51L50 230V232H54ZM58 231L56 232V233H58ZM95 230H93V231H91L92 232V235L91 236H93L94 234H95V232H94ZM181 231H183L182 230V228H181ZM97 232V231H96ZM99 232V231H98ZM101 233V236L103 237V241H102V243L104 244L105 243V245H107V246H109L113 241L112 240H114V238H115V236H114V238H112L113 236H110V233L108 232V231H104V233H102V231H100ZM204 232V233H205ZM94 233V234H93ZM178 233H180V232H178ZM198 233H199V231H198ZM204 233H203V235H204ZM115 234H117V233H115ZM96 235H97V233H96ZM112 235V234H111ZM192 235V234H191ZM195 235V234H194ZM193 235V236H194ZM193 236H191V237H193ZM97 237H99V236H96V238L94 237V239H96V240H100V239H102V238H100V239H98ZM42 239H44V237H41ZM117 238H118V234H117ZM12 239V240H11ZM93 239V240H94ZM11 240V241H10ZM92 240V239H91ZM101 241V240H100ZM119 241H121V240H119ZM118 241V242H119ZM93 242H95V240L93 241ZM117 242V241H116ZM117 242V243H118ZM18 243V244H17ZM97 243H99V242H97ZM38 244V243H37ZM157 247V246H156ZM72 248V250H76V251H78L79 249L77 248V247H75V248H73V247H71ZM78 249V250H77ZM162 249V248H161ZM160 251V250H159ZM60 252V251H59ZM161 252V251H160ZM78 253L80 254H78L79 255V258L81 257L82 258V256H81V254H83V253H85L84 251H82V253H80L79 251H78ZM88 255V254H87ZM91 255H92V253H91ZM96 255V254H95ZM89 256V255H88ZM97 257H98V255H96ZM103 256V255H102ZM101 256V257H102ZM106 256V255H105ZM78 257V256H77ZM86 255H85V259H86ZM110 257V256H109ZM109 257L107 256V258L105 257V258H101V259H105V261H103V263H108L109 262ZM161 257V256H160ZM79 258H77L76 260H78ZM90 258H92L91 256H89L88 257V259H90ZM96 258V257H95ZM95 258H94V255H93V258L92 259H90V261H91V263H93L92 261H95ZM111 258V257H110ZM114 258V257H113ZM66 259V258H65ZM65 259H63L64 261H63V264L66 262V260ZM83 259V258H82ZM81 259V260H82ZM94 259V260H93ZM100 257H99V262H100ZM53 260V259H52ZM51 260V261H52ZM55 260V259H54ZM60 260V259H59ZM80 260V259H79ZM97 260H98V258H97ZM160 260V259H159ZM50 261V264L52 263H54V262H51ZM57 261V260H56ZM61 261H62V259H61ZM83 261H88L87 259L86 260H83ZM102 261V260H101ZM162 261V260H161ZM58 262V261H57ZM57 262H56V264H57ZM89 262V261H88ZM87 262V263H88ZM159 262L160 261H158V263L157 264H159ZM49 263V262H48ZM60 263V262H59ZM95 263H97V262H95ZM102 263V264H103ZM100 264V263H99ZM161 264V263H160Z\"/></svg>",
	"mask_w": 264,
	"mask_h": 264
}]
</instances>
